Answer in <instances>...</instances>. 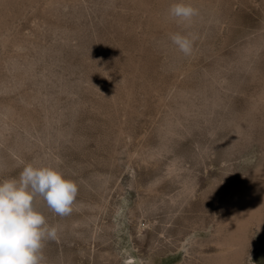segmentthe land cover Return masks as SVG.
Returning a JSON list of instances; mask_svg holds the SVG:
<instances>
[{
	"label": "rangeland",
	"instance_id": "rangeland-1",
	"mask_svg": "<svg viewBox=\"0 0 264 264\" xmlns=\"http://www.w3.org/2000/svg\"><path fill=\"white\" fill-rule=\"evenodd\" d=\"M176 2L0 0V180L79 184L45 264H264V0Z\"/></svg>",
	"mask_w": 264,
	"mask_h": 264
},
{
	"label": "clouds",
	"instance_id": "clouds-1",
	"mask_svg": "<svg viewBox=\"0 0 264 264\" xmlns=\"http://www.w3.org/2000/svg\"><path fill=\"white\" fill-rule=\"evenodd\" d=\"M197 14L184 0L169 8V15L178 23L190 22ZM171 41L185 56L192 54L189 35L175 33ZM78 192L77 181L50 165L27 163L18 177L0 180V264H45V242L58 238L59 225H49L36 202L43 200L64 217L73 211Z\"/></svg>",
	"mask_w": 264,
	"mask_h": 264
}]
</instances>
